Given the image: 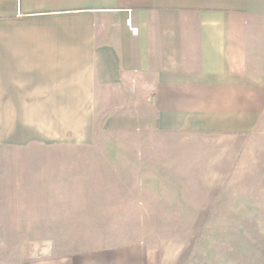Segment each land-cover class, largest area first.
Wrapping results in <instances>:
<instances>
[{
	"label": "crops",
	"instance_id": "0c3cea01",
	"mask_svg": "<svg viewBox=\"0 0 264 264\" xmlns=\"http://www.w3.org/2000/svg\"><path fill=\"white\" fill-rule=\"evenodd\" d=\"M97 133L225 158L198 174L233 171L229 195L240 198L228 219H264V0H0V157L31 142L89 144ZM171 162L151 158V206L159 199L161 216L188 220V189L203 188ZM40 183L53 203L60 181ZM10 229L0 224V264H27L13 260ZM160 249L131 247L115 263L169 264ZM72 261L94 264L85 253Z\"/></svg>",
	"mask_w": 264,
	"mask_h": 264
},
{
	"label": "rangeland",
	"instance_id": "374dc122",
	"mask_svg": "<svg viewBox=\"0 0 264 264\" xmlns=\"http://www.w3.org/2000/svg\"><path fill=\"white\" fill-rule=\"evenodd\" d=\"M119 136L126 139L109 141L97 133L99 139L89 144L31 142L1 152L0 224L11 227L12 236L6 238L12 243L13 260L66 264L68 256L85 253L94 264H120L115 262L125 260L131 247L151 249L153 244L161 255L162 247L169 249V264H264V219L254 214L249 215L253 219L230 220L226 213L231 201L240 198L229 195L235 173L198 174L200 165H223L225 158L208 156L205 148L197 151L199 147L191 145L183 151L163 146L151 151V141L137 140L136 134ZM52 149L70 155L51 158L47 152ZM151 158L155 164L169 158L175 171H186L187 179L203 188L188 189L190 219L161 216L159 199L151 206ZM50 159L56 168L47 165ZM51 180L60 181L53 203L51 189L40 187V181ZM212 209L219 210L215 216L221 219H211Z\"/></svg>",
	"mask_w": 264,
	"mask_h": 264
}]
</instances>
